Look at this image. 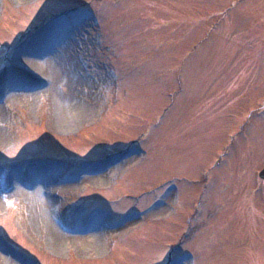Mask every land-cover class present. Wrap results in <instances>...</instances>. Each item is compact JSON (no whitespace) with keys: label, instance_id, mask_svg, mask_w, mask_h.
Segmentation results:
<instances>
[{"label":"rangeland","instance_id":"rangeland-1","mask_svg":"<svg viewBox=\"0 0 264 264\" xmlns=\"http://www.w3.org/2000/svg\"><path fill=\"white\" fill-rule=\"evenodd\" d=\"M4 83L0 264H264V0H0ZM34 179L62 231L97 216L96 249L52 247Z\"/></svg>","mask_w":264,"mask_h":264},{"label":"bare ground","instance_id":"bare-ground-1","mask_svg":"<svg viewBox=\"0 0 264 264\" xmlns=\"http://www.w3.org/2000/svg\"><path fill=\"white\" fill-rule=\"evenodd\" d=\"M58 40V39H57ZM54 41H51L53 43ZM50 43V44H51ZM58 41L54 42L53 45L57 47ZM29 47L22 52L18 54L17 62H19L20 65L25 66L36 78L35 82H37L38 86H43L45 91L49 93L50 96L56 97L55 100V119L57 123L61 126L63 124H66L68 122L72 121V114L75 113V110L77 108V104L70 100V98H62L56 96L55 89L53 88V83L50 81L52 77L55 75L56 71L49 72L51 77L49 78L46 72L44 71V55L41 54L40 46L35 50L32 46L30 47V50H28ZM41 54V55H40ZM45 69H47L45 67ZM43 72V73H42ZM6 83L0 85V96L1 100H6L8 97V92L10 90L5 89L7 87ZM0 139H1V133H0ZM93 167L89 168L84 174V178L89 180H93ZM92 173V174H91ZM99 178V177H98ZM97 179V178H95ZM95 181V180H93ZM33 186L29 187L31 193L29 194L30 200L33 204V208L35 210V217L37 219H43L45 226L47 227L48 232V242L52 245L53 248L58 249L60 246L67 242H76V245L79 243H87V246L89 250L96 249L100 244V238L102 234L105 232V230L98 225V218L97 216H94L91 218L86 225L83 228L75 227L70 232L62 231L59 229L54 223L50 220L47 206L49 202V198L47 196H44L41 194V188L45 187V184L41 181H36L35 179L32 181ZM19 190V189H17ZM20 191V190H19ZM23 192V190H21ZM28 195L27 193H24ZM29 199V198H28ZM38 210V212H37ZM85 241V242H84ZM79 246V245H78ZM83 250L82 248L80 251ZM17 264H21L19 261H17Z\"/></svg>","mask_w":264,"mask_h":264},{"label":"water","instance_id":"water-1","mask_svg":"<svg viewBox=\"0 0 264 264\" xmlns=\"http://www.w3.org/2000/svg\"><path fill=\"white\" fill-rule=\"evenodd\" d=\"M259 178L264 180V168L258 174Z\"/></svg>","mask_w":264,"mask_h":264}]
</instances>
